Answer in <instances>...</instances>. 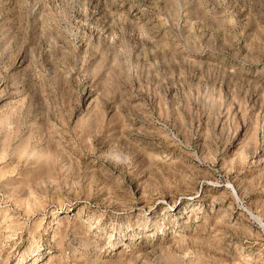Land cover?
Here are the masks:
<instances>
[{"label":"rangeland","instance_id":"rangeland-1","mask_svg":"<svg viewBox=\"0 0 264 264\" xmlns=\"http://www.w3.org/2000/svg\"><path fill=\"white\" fill-rule=\"evenodd\" d=\"M0 264H264V0H0Z\"/></svg>","mask_w":264,"mask_h":264}]
</instances>
